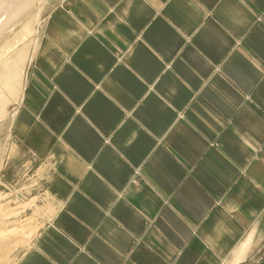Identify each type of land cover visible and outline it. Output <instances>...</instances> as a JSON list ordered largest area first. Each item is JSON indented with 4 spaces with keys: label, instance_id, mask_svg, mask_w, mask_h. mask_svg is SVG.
<instances>
[{
    "label": "crops",
    "instance_id": "obj_1",
    "mask_svg": "<svg viewBox=\"0 0 264 264\" xmlns=\"http://www.w3.org/2000/svg\"><path fill=\"white\" fill-rule=\"evenodd\" d=\"M41 6L0 173L33 153L28 208L52 213L14 264L261 259L264 0Z\"/></svg>",
    "mask_w": 264,
    "mask_h": 264
},
{
    "label": "rangeland",
    "instance_id": "obj_2",
    "mask_svg": "<svg viewBox=\"0 0 264 264\" xmlns=\"http://www.w3.org/2000/svg\"><path fill=\"white\" fill-rule=\"evenodd\" d=\"M43 2L45 0H0V107L8 103V112H14L21 99L27 72L40 44L46 16V9L41 6ZM2 114L0 111V118ZM26 160L12 161L8 181L2 175L3 170L0 173V264H14L52 213L39 206L33 212L28 208L36 198L35 194L31 200L26 196L38 191L40 186L35 181L37 161L33 153H28ZM18 204L22 210L10 208ZM260 255L261 259L253 256L246 264H264V249Z\"/></svg>",
    "mask_w": 264,
    "mask_h": 264
},
{
    "label": "bare ground",
    "instance_id": "obj_3",
    "mask_svg": "<svg viewBox=\"0 0 264 264\" xmlns=\"http://www.w3.org/2000/svg\"><path fill=\"white\" fill-rule=\"evenodd\" d=\"M5 1H7V0H5ZM10 14V13H9ZM22 207V206H21ZM7 231H9V230H7ZM7 231H3V233H6ZM11 231V230H10ZM7 234V233H6Z\"/></svg>",
    "mask_w": 264,
    "mask_h": 264
}]
</instances>
